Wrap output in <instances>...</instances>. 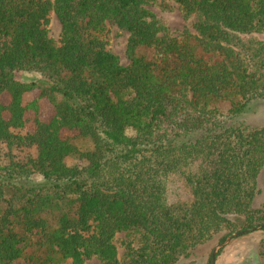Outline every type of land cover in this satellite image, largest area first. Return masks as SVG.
I'll list each match as a JSON object with an SVG mask.
<instances>
[{
    "label": "trees",
    "instance_id": "obj_1",
    "mask_svg": "<svg viewBox=\"0 0 264 264\" xmlns=\"http://www.w3.org/2000/svg\"><path fill=\"white\" fill-rule=\"evenodd\" d=\"M171 3L195 34L165 33L149 7ZM255 34L264 0H0V264H178L263 226L264 128L238 121L264 102ZM177 179L191 200L169 199Z\"/></svg>",
    "mask_w": 264,
    "mask_h": 264
},
{
    "label": "rangeland",
    "instance_id": "obj_2",
    "mask_svg": "<svg viewBox=\"0 0 264 264\" xmlns=\"http://www.w3.org/2000/svg\"><path fill=\"white\" fill-rule=\"evenodd\" d=\"M173 8L171 11H163L157 5H152L149 9L161 20L165 27V33L170 36L177 37L185 33L186 31L195 34L191 27V18H187L184 11L180 6L171 3ZM50 37L54 39L56 43H60L62 26L56 16L52 14L50 18ZM111 36L109 50L118 56L121 63L124 66H129L130 61L127 56V47L130 35L120 30L113 23L108 24ZM252 37L259 39L264 42V34H255ZM18 78L26 83H30L35 79V76L30 73H23L18 76ZM37 92H31L25 94L23 98V104L28 106L36 98ZM4 102L7 101L5 97ZM41 115L44 120H49L53 117L54 112L52 108L44 101L41 100ZM32 117V113H28L27 119ZM238 121L244 122L250 126H259L264 128V102L258 101L248 108V110L238 118ZM33 131L31 124L28 123L26 132ZM126 134L130 137L136 135L133 129H128ZM83 164H86L85 162ZM259 187L261 193L255 201V207L264 208V170L259 178ZM169 199L172 202L176 201H189L191 200L190 194L186 191L183 186L182 181H173L170 184ZM220 238H216L210 243L201 245L194 249L189 258H182L178 264H208L215 248L220 245ZM123 240V235L118 236L117 244L119 246L120 255H124L125 249L121 246ZM264 240V233L259 230V232H252L240 237L234 238L229 245H227L220 253L216 259V264H260V257L258 256L259 248ZM65 264H72L71 261ZM84 264H102L97 258L87 260Z\"/></svg>",
    "mask_w": 264,
    "mask_h": 264
},
{
    "label": "water",
    "instance_id": "obj_3",
    "mask_svg": "<svg viewBox=\"0 0 264 264\" xmlns=\"http://www.w3.org/2000/svg\"><path fill=\"white\" fill-rule=\"evenodd\" d=\"M262 229H264V225L255 229V230L243 231V232H239V233L231 235L223 244L218 245L215 248V250L213 251V253H212V264H216V259H217V255H218L219 251L224 249L227 245H229L234 238L255 232L256 230H262Z\"/></svg>",
    "mask_w": 264,
    "mask_h": 264
}]
</instances>
